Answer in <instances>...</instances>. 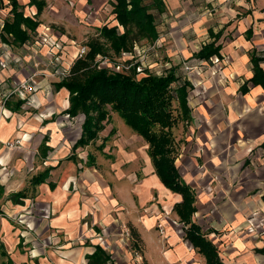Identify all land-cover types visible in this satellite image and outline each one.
I'll list each match as a JSON object with an SVG mask.
<instances>
[{"label":"crops","instance_id":"1","mask_svg":"<svg viewBox=\"0 0 264 264\" xmlns=\"http://www.w3.org/2000/svg\"><path fill=\"white\" fill-rule=\"evenodd\" d=\"M45 1L49 5L63 6L65 10L59 14L68 15L67 5L64 6L62 0ZM163 1L164 14L157 20L160 36L154 42L157 47L165 46L163 51L169 52L173 62L180 58L188 62L197 60V53L210 42L220 46L219 54L200 58V62L216 65L217 73H213L220 78L221 90L210 92L197 88L191 92V99L199 100L193 106L196 107L197 122L207 130L203 137L210 141L208 159L211 165L209 170L206 161L201 164L195 156H192L194 163L192 159L189 161L195 164L201 176L209 173L208 185H202L209 195L196 194V187L181 174L195 192L197 210L193 220L208 238L221 234L215 223L205 228L195 216L203 214L204 211L200 210L202 204L214 202L206 205V209L213 210L218 206V214L213 217L217 216L224 226L221 230L227 228L221 238L229 264H264V254L257 252L264 246V236H258V231L264 228V86L255 85L251 80L255 74V60L264 71V0ZM4 2L6 6L11 5L7 12L3 10L8 13L6 19L13 18L11 0ZM18 2L24 11L29 12L25 15L38 21V25L34 29L23 25L28 33L23 43L15 41L13 35L6 34L4 27H0V100L15 83L35 72L38 73L39 88L28 92L25 99L13 95L4 109L0 107V264H60V259L89 264L87 256L95 252L97 245L109 255L108 264L114 257L122 264H130L133 258L129 254H135V250L125 245V237L129 238L126 226L123 230L120 221L113 226L115 217L111 210L117 203L135 210L132 184L119 182L117 191H112L111 184L97 174V168H102L105 173L113 168L119 181L132 167L139 172L142 170L143 178L134 190L141 204L150 200L156 189L167 187L157 174L147 150L142 148L145 140L117 113L112 115L111 132H104L102 138L99 136L89 144L75 147L83 133V121L79 135L67 140L73 129L67 120L75 116L67 113L70 91L65 87L57 88V84L63 79L59 70L70 67L76 58V47L70 44V39L75 38L65 36L53 26L65 42L59 60L52 63L45 47L41 53L32 51V33L40 24H47L36 19L35 15L41 17L45 12L37 14L38 7L30 0ZM81 2L76 0L75 3L79 18L82 15ZM90 2L99 8L102 1ZM101 11L96 15L103 14ZM104 11L107 12L105 8ZM113 24H116L114 20L111 21ZM173 40H176L177 50L171 44ZM197 81L194 78V82ZM241 81L244 82L241 84ZM64 90L68 92V105L60 108V94ZM197 94L199 97L194 98ZM189 99L188 95V103ZM226 105L229 115L221 110ZM60 114L63 116H58ZM17 139L22 141L20 147L9 149L6 146L8 141ZM255 151L256 156L251 157ZM108 160L114 161V165L110 166ZM85 166L88 169L82 170ZM92 167L95 169L91 170ZM42 175L44 180L36 184L37 177ZM253 192L258 195L249 197ZM174 207L168 210L175 211ZM179 220L182 222L180 216ZM155 222L142 224L150 230ZM168 223L171 229L163 234V240L171 244V239L177 236L175 228L179 222L172 219ZM182 224L184 228V222ZM247 224H252L253 228ZM102 225L106 228L100 230ZM165 226L167 229V224ZM237 226L245 227L246 231H240L238 235L233 230ZM99 230L104 232L99 235ZM185 230L181 229L190 249L195 252ZM153 245H156L158 256L151 253ZM146 249V260L153 264H165L167 261L158 262L162 256L161 260L168 261L182 254L186 256L184 250L173 249L170 245L164 251L162 241L157 238L147 244ZM190 253L187 257H196V252L195 256ZM219 254L226 263V256H222L220 250ZM137 263L141 264L139 260ZM184 263L199 264L195 260L191 263L184 260Z\"/></svg>","mask_w":264,"mask_h":264},{"label":"trees","instance_id":"2","mask_svg":"<svg viewBox=\"0 0 264 264\" xmlns=\"http://www.w3.org/2000/svg\"><path fill=\"white\" fill-rule=\"evenodd\" d=\"M38 7L40 14L45 0H30ZM112 19L118 25L103 24L99 27L97 38L89 41V51L84 57L73 61L68 74L57 84V88L70 91V106L67 113L76 116L85 114L83 133L75 147L84 146L100 136L105 122L110 121V113H117L125 122L143 137L149 144L148 153L156 168V172L164 185L173 192L180 193L183 200L174 207L184 222L186 236L195 248L207 260V264H226L219 254L218 245L201 231V227L193 220L197 208L196 196L190 185L183 179L176 165L177 147L172 133L177 123L173 112V100H178L182 113L189 118L191 108L188 104L191 81L178 71L174 65L162 74L146 69L144 74L136 67L129 71H117L108 67H98L95 63L97 54L112 50L119 55L124 50H131L136 42L146 39L148 43L156 41L158 14L153 8L162 11L163 0H112ZM13 18H7L4 32L14 36L15 41L24 42L28 33L23 25L34 29L38 25L30 16L25 15L18 0H11ZM103 39V40H102ZM220 46L215 42L206 44L198 53L201 58H209L219 54ZM255 74L251 78L255 85L264 86V71L255 60ZM8 102V101H7ZM46 176V175H45ZM44 180L38 176L36 184ZM264 254V246L257 249ZM89 264H108L110 257L101 247L96 246L93 254L87 256Z\"/></svg>","mask_w":264,"mask_h":264},{"label":"rangeland","instance_id":"3","mask_svg":"<svg viewBox=\"0 0 264 264\" xmlns=\"http://www.w3.org/2000/svg\"><path fill=\"white\" fill-rule=\"evenodd\" d=\"M66 1H67V3H65L62 0V4L67 5L66 7L68 9V13H67L68 15L63 16V15L59 14V11L65 10L63 6H61L59 4H58L59 6H56L55 4L49 5L46 3V6L43 10L45 12V15H42L41 17H38L35 15L36 19H38L39 21H42L44 23L51 24L56 29L63 32L65 34V36H68L70 38H75L77 41H81V42H85L86 44H89V41H91L94 38H97L99 35V27H101L102 25H97V24L108 23V21H109L108 19L113 16V6H112V2H111L112 0H101L102 2L99 5V8H96L94 5H92V2H90L91 0H84V2H81L82 12L84 13V15H87L91 11H94L96 13L100 9L103 11V8H105L107 12L101 11L100 13H103V14H100V16L96 15V17H97L96 19H98L97 21H96V19L94 20V18H93L91 21H87L88 23H86L85 21L81 22L80 19H78L79 17L76 14V5H75L76 0H66ZM105 2H106V4H105ZM9 7H11V5L6 6L4 0H0V8H1L0 17H3V16L7 17L8 16V13H4L3 10H5L7 12ZM78 9H79V6H78ZM164 10H165V7L163 8L162 11H159L156 8H153V11H155L156 15L158 14V17H159V15L164 14L163 13ZM77 11H79V10H77ZM25 13L29 15V12L27 10H25ZM55 13H58V14H55ZM61 17H63V19H60ZM108 24L111 25L110 23H108ZM82 25L83 26L85 25V26L82 27ZM140 43L141 44H148L146 39L141 40ZM171 44H173V47L177 50L176 40H173V42ZM141 46H143V45H141ZM161 47H162V45H161ZM161 47H157V52L159 53L158 55H155L154 52H151V53L148 52L145 59L142 60V59L137 58L136 60H137V63L143 65L142 66L143 71H145L146 69H150V70L152 69V71H155V72L158 71L159 73H161V72L164 73L165 71H167L172 66L178 65L179 66L178 71H182V73L192 82L193 88H191L189 91L190 99H189L188 104L191 108L189 118H186L184 116V114L182 113V108H181L178 100H173V112H174V115L177 117V123L172 129V133H173V136L175 138V143H176V147H177L176 165H178L179 171L183 175V177L187 181H190V183L196 187L194 190L197 189L198 191H201V193H198V191H197L196 194H198V195L199 194L200 195H206V194L209 195L206 191V188L202 185H204L206 183L208 185V183L210 181V178H209L210 175H209V173L208 174L206 173L207 175L205 174V175L201 176L202 174L198 173L196 166H194L195 164H193L194 160L192 159V156H195L198 159L199 163H201V164H204V161H206V164H207L209 170H211L209 167V166H211L210 161L208 159V156L210 155L209 150H208V146H209L210 141H209V139L203 137L204 132H207V130L205 129L206 127L204 125H201V122L200 123L197 122V120H198V118L196 119V117H197L196 112L197 111H195L196 107H194L193 105H194V103H196L199 100L193 99V98L191 99V92L193 93V91L197 88H200V91L215 92V91L221 90V88H222L221 84L222 83L220 82V78H218V76H215V74L213 73L216 71L215 70L216 65L214 63H211L209 65L203 64L202 62H200L201 57L196 55L197 60L195 59V61L190 60L188 62L185 60L187 62V64L190 66L189 68H186L185 65H187V64H184L185 61L182 58H180L179 61H174L175 63L178 62L177 64H174L173 59L171 60L172 56L168 54L169 52L163 51V48L165 46H163L162 50H160ZM99 54H108L113 58H118V56L115 55L112 50H109L107 53L102 52ZM198 71H200V74H197ZM216 73H217V71H216ZM143 74H144V72H142V74H140V76H142ZM41 75H43V74H41ZM213 77L215 79L213 81H210V79ZM194 78H196L198 80L200 79L202 81V83L197 85V83L194 82ZM243 82L241 81V84ZM198 95L199 94L195 95L194 98H198L199 97ZM221 110L228 113V106L226 105L225 108L223 106ZM229 114L230 113H228L227 115H229ZM112 115H113V112L110 113L111 120L109 122L107 120L104 121L106 124H105L104 129L100 131V137L102 135H104V132H107V131L111 132L110 127L112 125L110 124V122L112 121ZM55 116H57V115H55ZM58 116H63V114H60ZM84 119H85V115L83 113H79L74 118H68L67 121L73 127V129L70 131L71 134L69 135L67 140H69V138L75 139L79 135V133L81 131V125H82ZM105 128H106V131H105ZM112 134H114V132ZM142 145H143L142 148L147 150V153H148V147H149L148 142L145 140V142H142ZM212 153H214V152H212ZM256 154H257V151H255L251 155V157L256 156ZM184 155H186V156H184ZM190 159H192L193 163L189 162ZM108 162H109L110 166H113L115 163L114 161H111V160H108ZM143 163L144 162L142 161V166H143ZM103 165L107 169V163L104 162ZM96 168H97V165H96ZM85 169H88V166L83 167L82 170H85ZM94 169H95V167L91 168V170H94ZM97 169H98L97 174H99L100 178L111 184L112 191H117L116 188H117V185L119 184V182H122V185H125L128 183L132 184L133 197H134V202L136 204V206L134 208L135 210L132 211V209H129L128 207L127 208L123 207L122 205H120L118 203L111 210V213L115 217V224H113V226L114 225L116 226L118 224L117 221H120V223L122 224L121 226H123V228H122L123 230L125 228L124 226H126L125 232L127 233L129 238L127 239V237H125V245L127 247L133 248L134 250H135V247L133 245H136L138 247V248H136V251H134L135 254H133V255L129 254L133 258V259H131L130 264H135V263L138 264L137 261L139 259H140L139 261L141 262V264H153V262L151 263L150 260L149 261L146 260L145 255H146V252L148 251V249H146L147 244H151V241H153V239H156V238L162 241L164 251L167 250L169 248V245H170L173 249L179 248V249L184 250V253H186L185 254L186 256H184L182 254L181 257H173L172 259H170V261L165 260V259L161 260L163 258V256H162V258L158 261L159 263H164L165 261H167L165 264H183L184 260H187L188 263H191V261L195 260V261H198L199 264H205V258L202 254L199 253L197 248L195 249V252H196L195 258L187 257L188 253H190L189 250L191 247L189 246L188 241L185 238V234L183 232L184 228L182 227L183 224H182V222H180L179 216L177 215V213L175 211H172L170 209V212L167 213V206H168V208H170V207L175 206L177 203L181 202V196L179 193H176L173 191L171 192V190H169L168 188L156 189L154 191V196L150 200H148L146 203L141 204L137 195L134 194V190L136 189L137 185L139 184V181L143 178L142 170H140V172H139L136 169H133V167H132V168L127 170V174H125L122 181H119L118 175L113 170V168H111V170L107 173H105V171L100 167ZM210 172H212V171H210ZM136 173H137V177H136ZM28 195H30V193H28ZM215 195L216 194L214 193V196ZM257 195L258 194L256 192H253L248 196L255 198ZM212 203H214V202H210L208 204H205V203L202 204L200 206V210L204 211L203 214H198V215L195 214V216L196 217L198 216L200 218V221L203 223L205 228H208V226H210L211 224H214V223H215L214 225H217L219 227V231H221V234H219V233L213 234V236H211L210 239H212L214 242H216V244L220 248L219 250L221 252V255L226 256L225 261H226V263L228 262V264H229L230 259H229L228 255L226 254V252L223 250L224 249V245H223L224 240H222V238H221L222 234L227 231L226 230L227 228H224L223 230H221L224 226L221 224L220 220L217 219L218 218L217 216L213 217V215L215 216L216 214H218V211H219L217 208L218 206H215V208H213V210H211V209L207 210L206 209V205H212ZM205 211H209V212L212 211V213H208ZM145 216L157 217L156 218L157 221L155 222L154 227L150 230L145 228L142 224L143 218ZM172 219L178 221L179 226L175 228V232L177 233V236L176 237L170 236L173 238L171 239V244H169V243H167L166 240L165 241L163 240L165 237L161 233L159 225L162 222L164 223V221L166 222V220H167L166 231H170L171 226L168 222H172ZM124 224H126V225H124ZM105 228H106V226L103 227V225H102L100 230L105 229ZM181 229H183V231H181ZM100 230L98 233L99 235L104 232V231H100ZM233 230L235 232H237V234L240 233V231H242V232L246 231L245 227H242V228L240 227L239 230L237 228H235ZM258 232H259L258 236L260 238H262L264 236V228H261V231H258ZM260 232H263V233L260 234ZM158 245L160 246L161 244H158ZM231 246L229 247L228 250L231 249ZM155 247H156V245L151 246V253L154 254V256L155 255L158 256L159 253L156 252ZM136 254H137L139 259L137 258ZM139 256H141V258ZM111 260L112 261L109 264H122L121 262H119V260L116 257H114L113 259L111 258Z\"/></svg>","mask_w":264,"mask_h":264},{"label":"built area","instance_id":"4","mask_svg":"<svg viewBox=\"0 0 264 264\" xmlns=\"http://www.w3.org/2000/svg\"><path fill=\"white\" fill-rule=\"evenodd\" d=\"M78 1L84 2V0H78ZM80 13L82 15L78 19H80L81 22L85 21L86 23H88L87 21H91L93 18H95V15H96L94 11L89 12L87 15H84L82 11H80ZM108 20H109L108 23L110 24H111V21H113L112 17H110ZM5 21H6V17L4 16L0 17V27H4ZM115 23L116 25L119 26L120 29H123V26H121L117 21ZM32 34H33V40L31 42L30 49L37 53H41L43 48L45 47L47 53L51 56L50 57L51 62L54 63L55 61H58L60 58V53L62 52L61 50L65 48V42L62 40V38H60L59 31L56 30L51 25L40 24L38 29H36L34 33ZM70 44L76 47V58L75 59L79 57H84L89 51V46L85 42L77 41L76 39H70ZM148 52L150 53L154 52L155 55L159 54L157 52L156 42H152L148 44H141L140 42H136L131 50L122 51L118 55V58H113L108 54H98L95 59V63L98 65V67H108V68L115 69L117 71H129L131 70V68L136 67L137 71L143 72V67H142L143 65L137 63L136 59L137 58L142 59V60L145 59ZM187 65H185L186 68H189L190 66L189 65L187 66ZM70 67L61 68L58 72L60 77L64 78L68 74ZM150 71L155 72V71H152V69ZM155 73L162 74V72L159 73L158 71H156ZM37 76H38V73L35 72L34 74L28 76L26 79L15 83L11 87L9 92L4 96V98L0 100L1 109L5 108L7 101L13 95H19L21 98L25 99L27 98L28 92L36 91L39 88V81L37 80ZM21 145H22V141L20 139H17L14 141H8L6 143V146L9 149H15L17 147H20ZM169 212L170 211L167 209V213ZM159 227H160L161 233L165 235L166 234L165 224L162 222L159 225ZM139 257L141 258V256Z\"/></svg>","mask_w":264,"mask_h":264},{"label":"bare ground","instance_id":"5","mask_svg":"<svg viewBox=\"0 0 264 264\" xmlns=\"http://www.w3.org/2000/svg\"><path fill=\"white\" fill-rule=\"evenodd\" d=\"M30 9H31V7H30ZM197 85L198 84H200V81L198 80L197 82ZM67 95H68V92H67V90H64L61 94H60V100H59V103H60V108H63V107H65V106H67L68 105V100H67ZM167 209H169L168 207H167ZM155 220H156V218H151V217H144V220H143V224L145 225V223H147V222H155ZM246 223V222H245ZM250 223V222H249ZM247 227H249V228H253V225L252 224H247ZM237 229H239L240 227L239 226H237L236 227ZM251 231H254V232H256L254 229H251ZM192 252L190 253V255L191 256H195V252H194V250L193 249H190ZM60 264H74L73 262H69V261H67V260H65V259H60ZM185 264V263H184Z\"/></svg>","mask_w":264,"mask_h":264}]
</instances>
